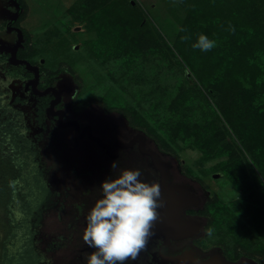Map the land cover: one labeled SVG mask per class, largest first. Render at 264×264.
I'll list each match as a JSON object with an SVG mask.
<instances>
[{
    "label": "rangeland",
    "instance_id": "1",
    "mask_svg": "<svg viewBox=\"0 0 264 264\" xmlns=\"http://www.w3.org/2000/svg\"><path fill=\"white\" fill-rule=\"evenodd\" d=\"M203 1L192 7L194 0H21L24 20L20 15L18 23L14 0H0V264H86L94 251L82 239L86 217L102 195L101 182L125 169L159 183L163 201L147 249L127 264H264V252L253 248L264 246V236L219 208L233 212V202L249 199L264 210V159L243 150L252 166L239 171L253 183L256 170L262 181L233 185L239 177L220 164L229 155L205 157L194 136L165 146L170 140L161 127L172 116L154 110L163 87L177 96L184 83L196 104L180 111L193 121L206 113L225 133L222 143L238 151L226 123L228 97L206 70L191 66L194 48L182 39L194 44L207 35L218 9L206 10ZM216 2L232 7V0ZM186 4L194 14L184 24ZM146 46L165 50L168 58L152 53L150 62L136 54ZM135 107L147 119L165 116L156 121L160 129L151 120L140 123ZM208 207L215 215L203 214ZM213 216L224 236L205 234ZM191 218V234L168 237L166 228ZM231 225L240 236L230 234ZM242 240L252 245L237 244Z\"/></svg>",
    "mask_w": 264,
    "mask_h": 264
},
{
    "label": "trees",
    "instance_id": "2",
    "mask_svg": "<svg viewBox=\"0 0 264 264\" xmlns=\"http://www.w3.org/2000/svg\"><path fill=\"white\" fill-rule=\"evenodd\" d=\"M201 1L194 0L192 7H201ZM214 4H216L218 10L214 15H211L207 36L216 41V47L209 52L200 50L196 52L195 49H192L188 60L192 67L195 66L196 69L206 70L215 80L218 89L222 90L221 95L225 94L228 97L230 105L227 104L226 106V118L228 117L226 123L231 129L232 135H235V138L239 141L238 151L236 152L234 148H231L229 143H222L225 133L218 129L214 121L208 120L206 113L197 115L196 120L193 121L186 113L180 111V105L182 107L189 105L190 107V104H192L193 108L196 104V94L185 88L184 83L179 86L180 92L177 96H174L168 87H163L165 91L164 98L156 103V109L154 110L158 111L161 114L160 116L166 113V115L171 114L172 117L168 116V119L170 117L169 120L163 122L166 115L159 120H154L155 113L149 117L150 119H147L148 116L145 117L140 114V111L138 113L136 107L133 113L139 118L140 123H146L151 120L153 123L150 125L158 128L161 127L158 122L168 125V127H161L163 134H167L170 140L166 141L165 146L170 147L172 143L177 144L179 140H191L194 136V141L197 146L201 147L205 157L218 158L229 155L227 161H230L231 164L227 165V161H223L220 164L225 169L224 172L226 174H230L233 177L234 173H236L239 177L232 183L233 185H254V183L257 185L262 181V176L258 171L251 169L255 180V182L253 180V183H251L248 179V174L243 171L241 173L239 169L252 166L248 162L245 152L254 151L253 154H257L260 160L264 159V0H232V7L228 10L222 8L221 5L223 4L219 7L216 0L203 1V6L206 7V10ZM230 5L231 3L228 2L226 7L228 8ZM186 7L185 10H188V12H185L184 24L194 14L189 10L192 8H189L187 4ZM193 11L197 12L198 10L193 9ZM69 15L75 18L74 14ZM69 26L68 28H70ZM188 42V50H190L193 45L190 37ZM169 52L173 58L177 57L178 64L183 66L172 48H170ZM152 53L159 54L162 60L167 59L169 55L168 52L165 53V50L159 47L153 49L147 46L144 51L136 54H144V59L154 62L150 57ZM20 57L23 59V56ZM29 60L34 62L33 59ZM179 69L182 70V68ZM199 70L198 72H201ZM186 74L189 75L188 73ZM241 90L245 91V96L238 98L237 94ZM255 101H258L257 105H255ZM216 116L221 119L219 115ZM203 137H205L203 144L206 141L208 142L204 149L202 147L203 144L199 143ZM162 139L163 141L166 140L165 137H162ZM225 165L227 168L224 167ZM214 205L212 204L213 208ZM233 205L235 206L233 212L227 205H221L219 208L221 212H226L229 214L228 216H232L231 218L236 223L250 224L254 226L258 233L260 232L264 236V210L256 208L250 203L249 199L245 202L236 200ZM219 208L216 209V212ZM214 211L211 212V208L208 211L205 209L203 214L210 212V214L213 213L212 215H215ZM213 217V221L206 225L205 234H208L210 229L211 233L224 236L225 231L223 232L219 227L221 226L220 221L215 216ZM229 229L231 235L237 233L240 236L239 229L237 230L233 225ZM237 244L252 245L247 244L243 240L238 241ZM253 246L257 251L264 252V246L261 243L256 242Z\"/></svg>",
    "mask_w": 264,
    "mask_h": 264
},
{
    "label": "clouds",
    "instance_id": "3",
    "mask_svg": "<svg viewBox=\"0 0 264 264\" xmlns=\"http://www.w3.org/2000/svg\"><path fill=\"white\" fill-rule=\"evenodd\" d=\"M16 5V13L20 11L17 19H21L22 3L17 1ZM192 47L209 52L216 47V41L201 33ZM117 167L113 161L111 170ZM141 176L139 169H125L101 182L102 195L86 217L82 236L84 243L94 249L87 255L86 264H127L147 249L160 219L157 209L163 207V201L159 183L142 181Z\"/></svg>",
    "mask_w": 264,
    "mask_h": 264
},
{
    "label": "bare ground",
    "instance_id": "4",
    "mask_svg": "<svg viewBox=\"0 0 264 264\" xmlns=\"http://www.w3.org/2000/svg\"><path fill=\"white\" fill-rule=\"evenodd\" d=\"M176 200L178 201V198ZM193 229L194 224L189 221H183L178 224H175L172 228L173 231H178L181 235H188Z\"/></svg>",
    "mask_w": 264,
    "mask_h": 264
},
{
    "label": "flooded vegetation",
    "instance_id": "5",
    "mask_svg": "<svg viewBox=\"0 0 264 264\" xmlns=\"http://www.w3.org/2000/svg\"><path fill=\"white\" fill-rule=\"evenodd\" d=\"M16 1H20V2H21V0H16ZM15 4H16V2H15ZM17 20L20 21V19H17ZM17 20H16V21H17ZM93 193H94V192L90 193V195H88V197L91 198V196L93 195ZM182 201H183V200H182ZM185 201H188V203L191 204V201L189 200L188 197H186V200H185ZM174 202H175V201H174ZM180 202H181V201H180ZM181 203H182V202H181ZM188 203H187V204H188ZM170 206H171V205H170ZM167 209H168V208H167ZM170 210H171V209H170ZM182 211H183V210H182ZM186 211H187L186 213H190L189 210H186ZM182 219H183V218H182ZM180 220H181V218H180ZM183 221H184V220H183ZM190 221H191V222H196V220L193 219V218H191V220L189 219V222H190ZM162 227H163V225H162ZM170 228H172V227H169V229H170ZM169 229H168V230H169ZM165 230L167 231V234H168V230H167V228H166ZM165 230H164V231H165ZM192 231H193V230H192ZM192 231H191V233H192ZM191 233H190V234H191ZM173 236H174V235H173ZM168 237H171L170 234H168Z\"/></svg>",
    "mask_w": 264,
    "mask_h": 264
},
{
    "label": "water",
    "instance_id": "6",
    "mask_svg": "<svg viewBox=\"0 0 264 264\" xmlns=\"http://www.w3.org/2000/svg\"><path fill=\"white\" fill-rule=\"evenodd\" d=\"M18 13H20V11L18 12ZM179 204H181L180 203V201L178 200H176L175 202H174V205L177 207V205H179ZM179 206H181V205H179ZM178 223H180V222H178ZM178 223H176V224H178ZM173 225H175V224H173ZM173 225L171 226L172 228H173ZM172 228H170L169 230H168V234H170V235H174V236H180L179 234V232L178 231H173L172 230ZM178 232V233H177Z\"/></svg>",
    "mask_w": 264,
    "mask_h": 264
},
{
    "label": "crops",
    "instance_id": "7",
    "mask_svg": "<svg viewBox=\"0 0 264 264\" xmlns=\"http://www.w3.org/2000/svg\"><path fill=\"white\" fill-rule=\"evenodd\" d=\"M15 2H17L16 0H14V3ZM14 5V4H13ZM1 8H3L4 6H0ZM14 7H16L17 8V10H18V7L16 6V5H14ZM24 6L22 5V10H21V17H22V21L24 20V18H23V16H22V13L24 12ZM21 20V19H20ZM75 20V19H74ZM78 21H80V20H78ZM71 22H72V20H71ZM71 24V23H70ZM78 26L76 27V30H78Z\"/></svg>",
    "mask_w": 264,
    "mask_h": 264
}]
</instances>
